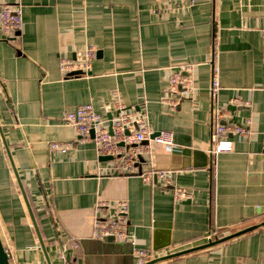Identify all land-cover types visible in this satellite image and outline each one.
Here are the masks:
<instances>
[{"label": "crops", "instance_id": "crops-1", "mask_svg": "<svg viewBox=\"0 0 264 264\" xmlns=\"http://www.w3.org/2000/svg\"><path fill=\"white\" fill-rule=\"evenodd\" d=\"M14 1L0 0V9ZM19 2L18 37L0 31V240L9 263L135 264L142 250L145 264H264V226L219 242L264 223V0ZM89 47L90 72L63 77L60 61ZM186 65L191 96L168 93L171 72ZM116 97L145 114L154 134L171 135L170 150L151 142L140 164L170 172L167 190L154 177L117 174L62 121L91 104L109 122ZM214 108L225 112L223 125L250 130L228 137L229 152L211 153ZM53 142L72 147L54 152ZM173 187L191 199L175 202ZM119 202L133 243L92 238L94 220Z\"/></svg>", "mask_w": 264, "mask_h": 264}, {"label": "built area", "instance_id": "built-area-1", "mask_svg": "<svg viewBox=\"0 0 264 264\" xmlns=\"http://www.w3.org/2000/svg\"><path fill=\"white\" fill-rule=\"evenodd\" d=\"M22 10L19 0L14 3L4 4L0 9V31L5 40H15L22 28ZM96 57V50L92 47L86 48L74 59H63L60 61L59 69L63 77L74 72H81V76H86L90 70L92 61ZM182 72H187L188 76H183ZM192 67L190 65L175 68L170 75L167 92L178 94L180 97L191 96L193 89V78L190 76ZM80 76V75H79ZM178 90H181L180 92ZM219 90L217 71L212 69L210 82V92L214 95ZM163 103L174 108L176 102L164 99ZM239 105L238 100L231 102ZM115 108L117 113L111 122V133L109 125L102 116L97 113L91 104L77 106L72 112L62 114L63 123L71 128L77 136L78 141L91 140L96 153L99 156L110 157V168L117 174L123 176L139 175L145 182L151 178L160 180V189L167 190L171 185L172 174L168 171H146L140 170L141 162H146V158L151 156L150 143L156 142L164 145L168 150L172 147L171 135L169 133H159L151 138L154 133L150 130L147 116L136 113L125 108L119 98L116 97ZM225 112L214 108L211 114V153L229 152L232 150L230 136L247 137L250 130L237 125H223L221 121L225 117ZM93 132V137H91ZM262 155L264 156V134L261 138ZM72 147V143L53 142L49 149L54 152L66 154ZM143 160V161H142ZM172 198L175 202L190 200L192 194L184 189L172 188ZM128 207L125 202H119L114 212L107 218H96L92 226V238L104 240L112 237L114 241L121 243H133L134 236L128 227ZM216 232H210L205 240L211 241V236ZM135 264H145L148 254L142 250L135 251Z\"/></svg>", "mask_w": 264, "mask_h": 264}, {"label": "water", "instance_id": "water-1", "mask_svg": "<svg viewBox=\"0 0 264 264\" xmlns=\"http://www.w3.org/2000/svg\"><path fill=\"white\" fill-rule=\"evenodd\" d=\"M79 75H82V73H81V72H74V73L70 74L69 76H79ZM111 118H112L111 116H109V118H108V119H109V123H108V125H109V132H110V133H111V122H110ZM156 135H157V134H154L151 138H153V137L156 136ZM91 137H93V132H91ZM263 157H264V156H263ZM103 159H104V160H110L111 158H110V157H104ZM117 176H118L117 174H114V175H113V177H117ZM21 192H22V194H23V197H24L25 203H26V205H27L28 211H29L30 216H31V210H30V207H29V205H28V203H27V200H26V198H25V195H24L22 189H21ZM263 226H264V223H261V224L255 226L254 228L252 227V228H249V229L243 230V231H241V232H238V233L232 234V235H230V236H228V237H225V238H223L222 240H220L219 242H224V241H227V240L233 239V238H235V237H238V236H240V235H243V234H245V233H248V232H250L251 230H253V229H255V228H259V227H263ZM36 233H37V236H38L39 241H41V238H40V236H39V234H38V231H36ZM104 241H105V242H108V243H112V242H114V239H113L112 237H108V238H105ZM41 245H42V244H41ZM0 264H10V263H9V260H8L7 253H6L5 249L3 248V245H2L1 240H0Z\"/></svg>", "mask_w": 264, "mask_h": 264}]
</instances>
